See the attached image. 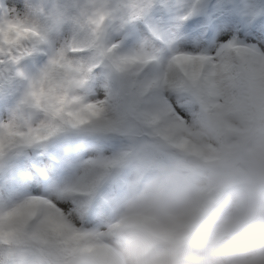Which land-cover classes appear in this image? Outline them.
Instances as JSON below:
<instances>
[{
	"label": "snow or ice",
	"instance_id": "1",
	"mask_svg": "<svg viewBox=\"0 0 264 264\" xmlns=\"http://www.w3.org/2000/svg\"><path fill=\"white\" fill-rule=\"evenodd\" d=\"M156 2L116 0L110 10L107 0H83L71 14L53 5L44 23L30 11L19 12L0 3V82L12 77L26 81L15 102L0 112V169L11 164L16 179H23L33 193L7 205L0 203V264H17L28 241L35 242L40 251L59 248L62 256L55 264H70L79 253L106 248L105 229L111 225L103 230L77 226L74 217L70 218V204L41 194L46 181L32 166L35 162L50 177H57L60 171L49 156L72 158L79 148L75 142L54 138L69 130L92 134L115 130L105 116L103 103L86 99L81 91L98 65L120 73L152 61L164 62L176 72L172 80L165 73L166 85L195 93L202 110L215 113L222 133L230 130L225 117L240 107L246 93H264V17L246 29L244 41L233 36L211 54L170 45L162 49L146 43L124 50L119 43L107 39L105 21L113 12H119L124 22L135 21L142 19ZM194 10V6L189 8L177 20H187ZM65 22L74 26L73 35L58 46L49 45L50 31ZM150 32L154 40L159 39L155 30ZM229 35L230 32L222 33ZM43 45H48L46 61L35 74H26L21 61ZM259 107L264 111V103ZM46 144V155L35 161L29 159ZM176 144L184 148L187 141L181 137ZM85 166L106 165L89 160ZM83 187L77 179L67 184L62 193H79ZM104 213L100 206L93 210L97 216Z\"/></svg>",
	"mask_w": 264,
	"mask_h": 264
},
{
	"label": "clouds",
	"instance_id": "2",
	"mask_svg": "<svg viewBox=\"0 0 264 264\" xmlns=\"http://www.w3.org/2000/svg\"><path fill=\"white\" fill-rule=\"evenodd\" d=\"M115 73L118 107H103L110 133L127 137V180L105 229L106 248L70 264H264V93H246L222 133L212 111L186 126L153 102L170 88L165 73L175 78L164 62ZM181 137L184 148L176 144ZM61 256L57 247L40 251L28 241L17 264H55Z\"/></svg>",
	"mask_w": 264,
	"mask_h": 264
},
{
	"label": "trees",
	"instance_id": "3",
	"mask_svg": "<svg viewBox=\"0 0 264 264\" xmlns=\"http://www.w3.org/2000/svg\"><path fill=\"white\" fill-rule=\"evenodd\" d=\"M17 1L22 3L26 9L35 16L44 8L40 0ZM178 1L182 0H158V2L152 5L142 19L135 21L124 22L121 17L118 18V16H114L112 24L105 29L107 39L109 40L118 36L120 40L119 45L124 50H128L129 43L137 41L140 37H142L141 40H145V43L148 45L166 49L167 46L161 43L159 39H153L150 33V26L165 29L166 33L169 34L172 30L177 31V36L188 35L194 38L205 39L209 37L213 30L212 26L209 24L210 16H208L207 13L208 3L211 1L195 0L191 6V8L193 6L195 8L193 14L187 20L180 21L176 19V13H178L176 3H178ZM253 1L257 5L260 3V0ZM214 3V9L217 11L214 16H219L217 18L219 23L230 28L233 34H238L240 32L248 34L246 29L253 21L258 20L260 17H264V13H261L257 5L253 8L251 14L240 16L238 13V0H214ZM62 7L66 8L69 14H71L77 10L79 5L76 4L74 0H72V2L68 0ZM186 11L187 10H185L183 14ZM73 33L74 26L70 22L61 24V34L63 37L60 43L70 38ZM42 47L43 46H38V51L30 56H26L21 61V67L25 73L31 70L35 71L42 66ZM96 86L101 88L104 92V97L97 101L102 102L103 105L110 110H114L118 107L116 93L122 88V80L117 73L104 64L98 65L83 89L87 88L90 91L96 88ZM23 88L24 80L17 77H12L6 82H0V112L4 111L6 106H10L15 102L16 94L23 90ZM163 92L166 93L168 98H172L176 106L184 112L186 116L181 122L178 116L170 110L167 101L164 100L163 93L159 91L154 95L153 102L159 108L163 109L171 122L176 124H180L181 122L182 125L187 126L196 121L202 110V106L200 98L195 93L177 88L164 89ZM116 135L117 133L110 132L92 134L79 130H69L54 138L75 142L79 148V151L76 152L72 158L53 154L56 155L63 164L73 162L80 153L83 154L88 151L92 153L81 162L79 173L67 181V184H69L74 180L80 179L84 185L81 191L75 194H64L62 191L57 192L60 200L71 205V208L68 210L69 214L75 218L79 225L110 223L112 220V208H115L118 193L127 180L125 166L121 159V153L126 144L118 142L119 140ZM47 153L48 145L46 144L40 150L36 151L32 157H29V159L35 161ZM49 157L51 158L52 155ZM52 160L56 163L58 168L57 161L54 159ZM89 160L102 162L106 166L86 167L85 162ZM23 189L29 191L31 187L23 179H16V174L11 164L0 169V203L7 205L16 201ZM98 206L105 209L104 215L97 216L93 214V210Z\"/></svg>",
	"mask_w": 264,
	"mask_h": 264
},
{
	"label": "rangeland",
	"instance_id": "4",
	"mask_svg": "<svg viewBox=\"0 0 264 264\" xmlns=\"http://www.w3.org/2000/svg\"><path fill=\"white\" fill-rule=\"evenodd\" d=\"M40 1H41L43 6H46V8H43L40 11V13H38L35 17L41 23H44L45 22V14L53 7V5H56V6L63 8L62 7L63 4L66 3V1H68V0H40ZM69 1L72 2V0H69ZM74 2L80 6V4L83 2V0H74ZM115 2H116V0H107L106 6L111 10L114 7ZM5 5H7L8 7H14L19 12L28 11L26 9V7L22 3L18 2L17 0H6ZM179 5H180L179 10H182V9L186 10L187 8H190L191 2L190 1H184V2L180 3ZM256 5L257 4L254 3L253 0L252 1L251 0H238V13H239V15L240 16H242V15L246 16V15L251 14L253 11V8ZM257 6H258L257 8H259L261 13H264V0H262V1L260 0L259 5H257ZM233 11H234V9H233ZM113 14H114V16H120L119 12H113L112 15L108 19H106L105 28L110 24V21L113 18ZM223 32H230V30L228 28H223L218 23L216 25L213 37L212 38L209 37L208 39L194 38V37L188 36V35L177 36V34L174 32V35L169 36V38H171L169 45L171 47H174V48H177V49L183 50V51H203V52L211 54V53H214L216 48L222 42L230 39V37H231L230 35L226 36V37L222 36ZM241 33L242 32L235 35V37H237L241 41H244V37L247 34L244 33V35H241ZM230 34H231V32H230ZM49 35L51 38V42H49V45H51L53 47L58 46L62 40V37H63V35L61 34V25L58 28L50 31ZM158 36L161 39H165V36L163 34H160L159 32H158ZM141 39H142V37L137 39V41L130 42L129 43V49H132L141 43H145V40H141ZM46 46L48 48V45H46ZM46 52H47V49H46ZM46 59H47V55H46L45 59H43L42 62L44 63L46 61ZM43 63H42V65H43ZM38 70L39 69L30 72V73H28V75H33ZM25 85H26V81H25ZM81 91H82V94L85 96V98L88 100L96 101V100H99L100 98H102L104 96L103 90L97 86H96V88H93V90H90V91L89 90L85 91L84 89H82ZM177 112H178V110H177ZM118 134L120 135V133H118ZM122 135H120V136H122ZM124 138L127 139V137L125 135H124ZM82 157L83 156L79 155L77 160L71 166L63 169L62 174L60 176L54 177L53 181L51 183L49 182L48 186H46L47 188L46 187L43 188V192L41 194H46L47 196L52 197L55 200H58L61 204H67L65 201L60 200L57 192L64 188L63 185H64L67 178L71 179V178H73V176L76 173H78L79 167L81 165L80 161L82 160ZM31 192H32V190H31ZM30 194H33V193H30ZM24 196H26V195H22L21 198H23ZM71 217H73V216L70 215V218ZM73 223L77 224V226L79 225V223L75 220V218L73 219ZM103 229H104L103 226H101L99 228V230H103Z\"/></svg>",
	"mask_w": 264,
	"mask_h": 264
}]
</instances>
